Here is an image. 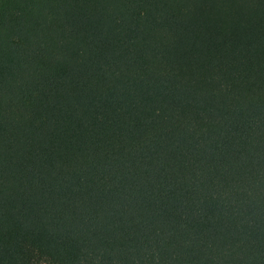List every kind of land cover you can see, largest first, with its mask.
Returning a JSON list of instances; mask_svg holds the SVG:
<instances>
[{"label": "trees", "instance_id": "16d2710c", "mask_svg": "<svg viewBox=\"0 0 264 264\" xmlns=\"http://www.w3.org/2000/svg\"><path fill=\"white\" fill-rule=\"evenodd\" d=\"M0 264H264V0H0Z\"/></svg>", "mask_w": 264, "mask_h": 264}]
</instances>
